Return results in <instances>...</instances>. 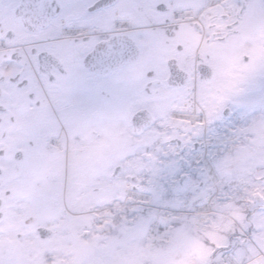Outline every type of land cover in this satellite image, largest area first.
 Wrapping results in <instances>:
<instances>
[{"label":"snow or ice","instance_id":"snow-or-ice-1","mask_svg":"<svg viewBox=\"0 0 264 264\" xmlns=\"http://www.w3.org/2000/svg\"><path fill=\"white\" fill-rule=\"evenodd\" d=\"M0 264H264V0H0Z\"/></svg>","mask_w":264,"mask_h":264}]
</instances>
